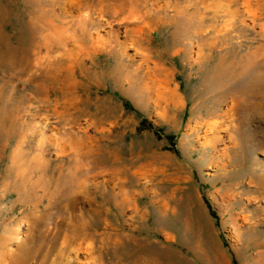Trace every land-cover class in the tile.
Masks as SVG:
<instances>
[{
    "label": "rangeland",
    "instance_id": "rangeland-1",
    "mask_svg": "<svg viewBox=\"0 0 264 264\" xmlns=\"http://www.w3.org/2000/svg\"><path fill=\"white\" fill-rule=\"evenodd\" d=\"M37 1L31 62L0 71L23 94L0 107V264H264V107L214 104L222 61L264 63V0Z\"/></svg>",
    "mask_w": 264,
    "mask_h": 264
},
{
    "label": "bare ground",
    "instance_id": "bare-ground-1",
    "mask_svg": "<svg viewBox=\"0 0 264 264\" xmlns=\"http://www.w3.org/2000/svg\"><path fill=\"white\" fill-rule=\"evenodd\" d=\"M22 1L25 2L28 0H22ZM84 1H86L87 3L89 2L88 0H81V4L79 6L80 8L82 7V5L85 4ZM29 2L30 4H26L24 6L23 11H19L18 5H15V2L13 0H0V71H3L7 74L20 75L23 74V72H25L26 66L29 65V62H31L30 56L32 55L31 51L34 47L33 43L37 40L36 33L39 31V29L44 30L43 27H40V23H37V20L40 15L35 14V12L33 11V7L38 4V1L29 0ZM26 14H30L28 20H25ZM84 17H86V15H83V18ZM7 26H12L11 30H6ZM48 29L49 31L47 32L42 31L41 33V39L43 40L42 44L44 43L46 44L48 41L49 43L56 44L57 48H59L60 46L62 47V44L65 47L68 39H71L74 36L73 33H71V35L68 33L69 27L57 26L54 22L49 24ZM59 32L60 34L56 35ZM74 41L75 40L73 39L70 43ZM75 43H77V41ZM250 56L251 57L253 56L252 52H250ZM226 58L227 57H225V59ZM249 58L250 57H247V59ZM249 60L250 62L248 63L247 61V65H242L241 68L234 67L231 64L227 66H221L223 61L221 62L220 71L216 75L219 76L220 74H222L224 78H229L232 76L233 77L232 81L234 82V84L232 83L231 85L230 84L227 85L229 87L224 91H221L218 96L219 99L214 101V104H220L223 101L231 102L228 105V107L224 110L225 112L236 111V109H238V106L242 107V109L244 108L251 109L252 106L257 107V109H261L264 107L263 103L261 102L264 100V63L262 62L261 59H259L261 61L254 59H249ZM60 65L61 64L55 65V68L58 69ZM56 75L58 76V74ZM39 76L41 77V75ZM235 76L239 77L238 79L239 81L236 80ZM162 82H164V80ZM168 92H171L169 94V97L172 93L173 96L174 95L177 96L175 89L168 88ZM22 100H23V94L21 91L14 89V87L6 83V81L0 80V103H2L0 104V107H9L8 108L9 110H12L13 107H16L18 108V110H22L23 109L21 105ZM8 102L10 103L8 104ZM9 110L8 112H5L4 115H0V127H2L1 125V121H2L3 124L6 125L5 127L6 130H12L13 125H15L13 123L14 117L11 116ZM219 110L220 111H218L217 109L215 110L214 113L215 116H220L222 109L220 108ZM241 120H242L241 118L238 119L236 125L232 128V132H231V128H229L228 135L231 139L230 140L231 145L225 142L223 143V147L219 149L220 157L223 158V156L226 155L230 149L235 151L238 145L240 147L244 145V144L240 145V143H238V141L240 142V139H242L241 138L242 135L245 137V135L241 131V127H242ZM208 127L211 130L213 128V122L209 123ZM216 140H221V138H217L214 136L207 137L206 139L203 140L202 143L211 144V146L214 147L215 146L214 141ZM259 145L264 146V138L259 142ZM153 156H155V154H153L152 157ZM230 161L231 160H228L229 163ZM147 165L148 163L144 165L143 164L137 165L135 172L138 175L139 174L146 175L148 172L146 168ZM251 176H252V181L256 182V187L258 189L260 187H264L263 169L262 172L258 174L252 171ZM230 183L228 184V186L233 187V185ZM188 199L189 198L185 196V203L189 201Z\"/></svg>",
    "mask_w": 264,
    "mask_h": 264
},
{
    "label": "trees",
    "instance_id": "trees-1",
    "mask_svg": "<svg viewBox=\"0 0 264 264\" xmlns=\"http://www.w3.org/2000/svg\"><path fill=\"white\" fill-rule=\"evenodd\" d=\"M127 104V103H126ZM209 209H210V213H211V215L213 216V217H216V215H215V213L213 212V210H211V208L209 207ZM234 264H236V262L234 261L233 262Z\"/></svg>",
    "mask_w": 264,
    "mask_h": 264
}]
</instances>
